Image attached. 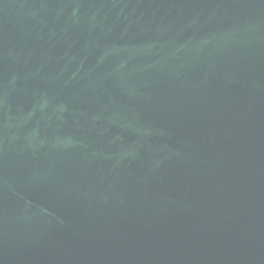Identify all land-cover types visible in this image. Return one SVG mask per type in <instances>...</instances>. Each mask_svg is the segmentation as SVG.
<instances>
[{
  "label": "water",
  "instance_id": "obj_1",
  "mask_svg": "<svg viewBox=\"0 0 264 264\" xmlns=\"http://www.w3.org/2000/svg\"><path fill=\"white\" fill-rule=\"evenodd\" d=\"M0 264H264V0H0Z\"/></svg>",
  "mask_w": 264,
  "mask_h": 264
}]
</instances>
